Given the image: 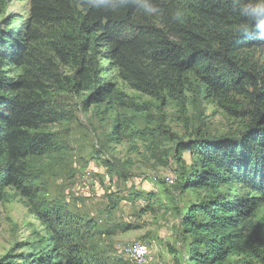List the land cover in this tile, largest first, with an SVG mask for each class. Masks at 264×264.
Here are the masks:
<instances>
[{
	"label": "trees",
	"instance_id": "obj_1",
	"mask_svg": "<svg viewBox=\"0 0 264 264\" xmlns=\"http://www.w3.org/2000/svg\"><path fill=\"white\" fill-rule=\"evenodd\" d=\"M153 3L158 11L146 15L130 0H28L22 28L9 16L0 23V187L30 190L25 160L54 148L41 128L61 118L50 91L86 93V105L117 103L121 91L104 76L112 69L137 92L184 104L197 84L234 130L178 145L195 159L178 171L176 194L164 190L186 249L178 264H236L231 256L264 264V238L250 228L264 206V33L254 24L238 32L245 18L231 0ZM189 190L197 200L184 196ZM201 190L209 198L199 199ZM154 206L148 200L142 212ZM34 210L62 264H85L81 247L99 232L95 221L55 201Z\"/></svg>",
	"mask_w": 264,
	"mask_h": 264
},
{
	"label": "rangeland",
	"instance_id": "obj_2",
	"mask_svg": "<svg viewBox=\"0 0 264 264\" xmlns=\"http://www.w3.org/2000/svg\"><path fill=\"white\" fill-rule=\"evenodd\" d=\"M2 2L0 23L9 16L12 28H22L28 0ZM104 76L121 91L119 102L86 105V93L68 88L50 91L49 104L61 118L41 128L53 136L54 148L25 160V186L30 190L0 187V264H62L35 215V204L43 201L60 202L73 214L95 221L101 233L83 242L85 264H178L182 260L186 249L176 237L177 218L166 198L176 194L178 171L188 170L195 159L178 145L218 137L234 126L222 109L207 102L197 84L181 104L129 88L112 69ZM184 196L198 199L193 190ZM198 196L210 195L201 190ZM148 200L156 206L142 212ZM255 224L254 230L264 238V206L252 218L251 230ZM135 243L147 245L145 262L136 263L124 253L126 246ZM241 258L230 260L243 264Z\"/></svg>",
	"mask_w": 264,
	"mask_h": 264
},
{
	"label": "clouds",
	"instance_id": "obj_3",
	"mask_svg": "<svg viewBox=\"0 0 264 264\" xmlns=\"http://www.w3.org/2000/svg\"><path fill=\"white\" fill-rule=\"evenodd\" d=\"M130 2L136 4L137 8H142L146 15L158 11L153 0H130ZM231 3L234 11L245 18L244 22L238 25V32L247 33L250 24H254L259 32L264 33V0H231ZM173 18L182 22L183 11L176 9Z\"/></svg>",
	"mask_w": 264,
	"mask_h": 264
},
{
	"label": "bare ground",
	"instance_id": "obj_4",
	"mask_svg": "<svg viewBox=\"0 0 264 264\" xmlns=\"http://www.w3.org/2000/svg\"><path fill=\"white\" fill-rule=\"evenodd\" d=\"M123 251L126 255H129L136 263L145 262L148 255V247L143 243L128 245ZM141 251H143L144 254Z\"/></svg>",
	"mask_w": 264,
	"mask_h": 264
},
{
	"label": "built area",
	"instance_id": "obj_5",
	"mask_svg": "<svg viewBox=\"0 0 264 264\" xmlns=\"http://www.w3.org/2000/svg\"><path fill=\"white\" fill-rule=\"evenodd\" d=\"M143 254H144V252L143 251H141Z\"/></svg>",
	"mask_w": 264,
	"mask_h": 264
}]
</instances>
